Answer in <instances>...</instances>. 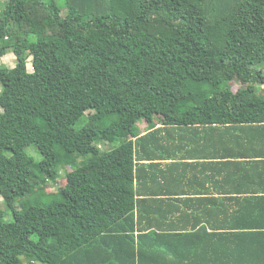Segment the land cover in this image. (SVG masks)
Segmentation results:
<instances>
[{"label": "trees", "instance_id": "trees-1", "mask_svg": "<svg viewBox=\"0 0 264 264\" xmlns=\"http://www.w3.org/2000/svg\"><path fill=\"white\" fill-rule=\"evenodd\" d=\"M9 49L0 264H176L167 242L202 223L185 208L216 206L219 244L241 239L228 217L264 208V0H0V61ZM62 156L87 159L61 197L18 208Z\"/></svg>", "mask_w": 264, "mask_h": 264}, {"label": "crops", "instance_id": "crops-1", "mask_svg": "<svg viewBox=\"0 0 264 264\" xmlns=\"http://www.w3.org/2000/svg\"><path fill=\"white\" fill-rule=\"evenodd\" d=\"M191 193L181 195L180 198H194L203 201L218 196L213 193L198 195ZM206 205L200 208H185L186 211L182 213L198 214L202 223L197 227H192L193 224L189 223L187 229H190L186 231L176 230V234L183 238L167 242L166 248H171V253L163 254L161 261H175L176 264H187L186 262H194L192 264H222L220 262L224 264H264V208H252L251 211L241 212L247 217L240 219L228 217V234L230 232L240 234L241 239L225 240L219 244L211 238L216 232V221H218L217 214L214 212L216 206ZM228 209L229 215L238 208ZM231 225L233 227H230ZM221 245L224 246L222 250L219 249Z\"/></svg>", "mask_w": 264, "mask_h": 264}, {"label": "rangeland", "instance_id": "rangeland-1", "mask_svg": "<svg viewBox=\"0 0 264 264\" xmlns=\"http://www.w3.org/2000/svg\"><path fill=\"white\" fill-rule=\"evenodd\" d=\"M154 5V3H153ZM61 8L65 9V6L63 3H61ZM39 14L44 16V12L42 9H39ZM28 30L27 26L23 27V31L26 32ZM71 33L74 34L76 33V30L74 28H71ZM0 63L3 66L12 68L15 67L17 64V59L16 56L13 52V49H9L7 51V54L1 59ZM28 69L30 72L33 71L32 65H31V59H30V63L28 66ZM242 82L240 80H238L237 82H233L232 86L234 90H237L239 88L242 87ZM258 90H264V86L263 87H258ZM157 124H160L161 121L159 118L156 119ZM137 127L139 128V132L140 133H145L149 127L148 124L145 121H140L137 124ZM123 147V143L122 141L118 142L117 144H105L101 146V150L105 153H118L119 155L121 153H119L122 150ZM27 152L28 154H30L31 156H33L37 161H40L42 159V155L40 154V152L38 151V149L36 148V146H30L27 148ZM85 159H87V156H73L71 158L69 157H64L62 156L61 158V163H60V167L59 170L61 172V177L58 181L54 182V181H48L47 184L42 187L43 185L38 181V180H34L33 182L35 183V185H37L35 188H33V190L30 191V193L24 197L23 199H21L19 201V203L17 204V207L19 208L21 205V203L25 202V201H33L34 199H42L44 201H50V200H58L61 197L62 194V189L66 186V181H65V176L69 171H72L73 169H75L77 166H79ZM112 160L109 161V164H111ZM108 164V165H109ZM108 165H105L104 167H107ZM98 170H100V168H98ZM5 203L3 202V198L0 194V208L4 209ZM10 218V216H9ZM8 218V219H9ZM23 262L24 264H40L38 262H30L27 259L23 258Z\"/></svg>", "mask_w": 264, "mask_h": 264}]
</instances>
